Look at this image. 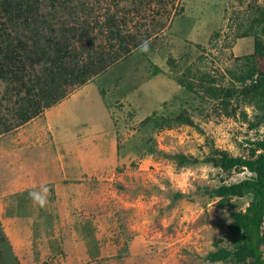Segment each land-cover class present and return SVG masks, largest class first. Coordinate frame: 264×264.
I'll return each instance as SVG.
<instances>
[{
  "label": "rangeland",
  "instance_id": "rangeland-1",
  "mask_svg": "<svg viewBox=\"0 0 264 264\" xmlns=\"http://www.w3.org/2000/svg\"><path fill=\"white\" fill-rule=\"evenodd\" d=\"M71 5L75 19L90 24H103L110 13L126 17L123 31L146 36L148 50L132 47L20 125L18 97L0 80V264H232L204 256L232 246L231 215L251 195L220 207L208 192L251 173L228 174L208 159L217 150L247 156L246 140L264 134V124L250 128L243 118L258 110L235 79L250 66L264 71L262 58L247 62L253 35L240 33L264 0ZM69 7L60 10L67 18ZM97 34L96 45H105ZM202 76L238 92L226 106L204 94ZM180 153L183 163L174 158ZM42 186L49 189L44 207L29 196Z\"/></svg>",
  "mask_w": 264,
  "mask_h": 264
},
{
  "label": "trees",
  "instance_id": "trees-1",
  "mask_svg": "<svg viewBox=\"0 0 264 264\" xmlns=\"http://www.w3.org/2000/svg\"><path fill=\"white\" fill-rule=\"evenodd\" d=\"M71 1L0 0V80L6 81L18 97L13 100L16 125L55 105L68 91L88 82L129 53L132 47L147 41L146 36L123 31L126 17L119 19L113 13L105 16L103 24L75 19ZM68 6L67 18L60 10ZM70 14L74 19L70 20ZM96 29L102 34L105 45H96ZM240 33L243 37L253 35L254 38V51L247 56L248 64L253 65L252 59L259 57L264 62V8ZM252 67L236 73L235 79L249 95V103L258 110L254 119H247L246 113L243 118L250 128H258L264 124V71ZM157 73L159 69H154L153 74ZM201 80L199 86L204 94L226 106L229 98L238 92L234 86L215 87L205 80V76ZM179 82L192 91L190 83ZM1 129L7 131L9 127L5 125ZM246 142L249 145L247 156H232L227 151L217 150L216 155L208 159L213 167L228 174L233 169L251 173L244 179L222 183L208 192L218 199L220 207H229L233 197L251 195L248 205L231 215L228 233L232 246L217 247L204 256V260L211 263L264 264V134ZM174 158L180 163L186 161L182 153Z\"/></svg>",
  "mask_w": 264,
  "mask_h": 264
},
{
  "label": "clouds",
  "instance_id": "clouds-1",
  "mask_svg": "<svg viewBox=\"0 0 264 264\" xmlns=\"http://www.w3.org/2000/svg\"><path fill=\"white\" fill-rule=\"evenodd\" d=\"M142 51L148 50V42H144L140 45ZM193 175L191 171L183 173V179L186 181L189 176ZM185 184H181V187H185ZM49 189L47 186H42L40 191H33L29 193V196L33 199L34 203L38 204L40 207H44L47 203Z\"/></svg>",
  "mask_w": 264,
  "mask_h": 264
}]
</instances>
